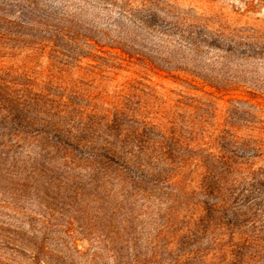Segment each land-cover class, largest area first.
<instances>
[{
    "label": "rangeland",
    "instance_id": "1",
    "mask_svg": "<svg viewBox=\"0 0 264 264\" xmlns=\"http://www.w3.org/2000/svg\"><path fill=\"white\" fill-rule=\"evenodd\" d=\"M0 264H264V0H0Z\"/></svg>",
    "mask_w": 264,
    "mask_h": 264
},
{
    "label": "trees",
    "instance_id": "2",
    "mask_svg": "<svg viewBox=\"0 0 264 264\" xmlns=\"http://www.w3.org/2000/svg\"><path fill=\"white\" fill-rule=\"evenodd\" d=\"M143 25L152 31L161 33L165 37H170V36L175 35V31H173V27H168L166 29H162L155 22L151 21V19L144 21ZM180 38H182L184 41L189 43L192 46V49H198L199 43H197V41L193 37H189L187 35H181ZM127 54L130 57H133V56H131L130 53H127ZM134 114H135V116H137V118L135 119V121L138 125L137 130H139L140 127H144V126L146 127L147 125H150L151 121L149 120L150 119L149 116L144 115L143 112L140 111V108L135 109Z\"/></svg>",
    "mask_w": 264,
    "mask_h": 264
}]
</instances>
